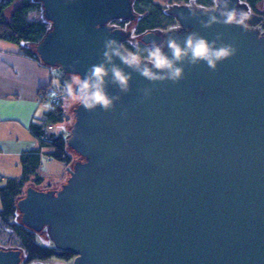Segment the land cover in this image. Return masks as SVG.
<instances>
[{
    "label": "water",
    "instance_id": "water-1",
    "mask_svg": "<svg viewBox=\"0 0 264 264\" xmlns=\"http://www.w3.org/2000/svg\"><path fill=\"white\" fill-rule=\"evenodd\" d=\"M34 1L50 24L35 53L63 75L98 63L105 37L129 38L107 24L133 20L131 0ZM188 12H169L183 32L140 41L223 33L236 55L216 71L185 66L183 80L157 83L147 98L139 90L152 85L133 73L107 112L78 103L66 144L80 158L58 189L29 186L16 201L21 225L45 231L72 264H264V36L250 29L262 18L205 29L180 19ZM19 263V251L0 250V264Z\"/></svg>",
    "mask_w": 264,
    "mask_h": 264
},
{
    "label": "trees",
    "instance_id": "trees-1",
    "mask_svg": "<svg viewBox=\"0 0 264 264\" xmlns=\"http://www.w3.org/2000/svg\"><path fill=\"white\" fill-rule=\"evenodd\" d=\"M175 1L189 2V0ZM246 1L253 8L262 0ZM134 3V11L139 16L135 28L136 34L174 24L173 18L167 15L159 4H154L153 0H135ZM195 6L205 9L213 7L212 0H197ZM11 7L12 10L7 17L6 10ZM41 10V4L34 0H0V40L17 45L20 52L39 62L41 61L35 53L34 46L50 29V24L40 18L30 20L28 16ZM261 28L264 29V19ZM138 45L139 53L143 54L144 46L140 43ZM124 48L133 53L138 51L128 43H124ZM59 76L56 84L40 89L39 102L48 105L49 108L42 114L38 123L34 122L29 126L31 135L39 142L38 149L22 154L19 160L22 169L21 176L16 180L7 179L5 185L0 187V220L8 224L20 239L27 262L45 261L52 257L67 261L73 257L68 252L57 254V250L52 247L38 245L35 242L34 232L25 228L21 223L14 222V217L18 213L16 201L24 194V186L30 181L33 186L38 185L43 180L37 172L41 165V156L62 163L66 167L72 163V157L68 152L71 149L66 144L70 129L68 134L64 130L48 131L49 128L53 129L54 125L62 124L67 120L62 104L69 97L65 86L70 82L71 75L60 74ZM49 90L53 93L52 96L47 95ZM55 95L56 98H54Z\"/></svg>",
    "mask_w": 264,
    "mask_h": 264
},
{
    "label": "clouds",
    "instance_id": "clouds-1",
    "mask_svg": "<svg viewBox=\"0 0 264 264\" xmlns=\"http://www.w3.org/2000/svg\"><path fill=\"white\" fill-rule=\"evenodd\" d=\"M196 2L197 0H189L188 16L179 13L180 19L197 18L201 27L207 29L214 24L243 26L250 18V11H237L231 7L232 0H212L213 7L202 13L207 19H199L191 7ZM222 36L223 33H217L209 41L195 31L187 33L183 40L169 35L165 40L149 41L141 54L138 44L132 45L138 50L133 53L109 35L103 40L99 62L88 67L83 76L72 71L65 90L86 111L91 112L98 107L105 112L113 110L115 103L121 100V94L130 92L133 73L152 85L139 90L147 98L155 90L157 83L170 81L177 84L183 80L185 66L191 68L204 62L209 69L216 71L219 62L235 56L238 51L234 43H224ZM117 60L119 64L116 63ZM79 62L76 60L69 67L72 68ZM109 86L117 90L115 94L109 93ZM122 115H126V112Z\"/></svg>",
    "mask_w": 264,
    "mask_h": 264
},
{
    "label": "crops",
    "instance_id": "crops-1",
    "mask_svg": "<svg viewBox=\"0 0 264 264\" xmlns=\"http://www.w3.org/2000/svg\"><path fill=\"white\" fill-rule=\"evenodd\" d=\"M54 75L53 68L24 55L17 45L3 46L0 44L1 158H20L22 154L38 149L39 142L31 135L29 126L34 122L38 123L42 116H37L41 104L39 102L40 89L53 85ZM48 131L54 132L51 128ZM46 159L47 163L53 161ZM58 164L60 168L56 173L57 180L62 183L67 167L62 163L58 162ZM60 184L55 185L56 187L49 186L43 191L58 189Z\"/></svg>",
    "mask_w": 264,
    "mask_h": 264
},
{
    "label": "rangeland",
    "instance_id": "rangeland-1",
    "mask_svg": "<svg viewBox=\"0 0 264 264\" xmlns=\"http://www.w3.org/2000/svg\"><path fill=\"white\" fill-rule=\"evenodd\" d=\"M156 2V0H153ZM161 2V4H159L165 11H168L170 8H172L173 6H177L179 4H177L178 2L175 0H169L168 2L166 0H158ZM12 10L11 8H8L6 10V15L7 17L9 16L10 12ZM28 18L30 20H34L35 18H40V19H44L43 18V9L37 13H32L28 16ZM127 27H129L131 30H133L134 25L132 24H128ZM126 30V29H124ZM123 30V31H124ZM259 33V35H263V30L261 28H259V26L256 29ZM137 38V37H136ZM135 39V38H134ZM0 44H3V46H12L13 44H8L5 43L4 41H0ZM53 68V67H51ZM55 69V68H54ZM55 78H54V84H56L59 81V72L57 71V69H55ZM78 104V102L74 101L70 96L68 97L67 100L64 101V103L62 104L63 110L67 116V120L62 123V124H58V125H54L53 126V131L57 132L59 130V128H62V130H64L65 132H67L68 134V130L71 127V124L73 122V111L72 109L75 108V106ZM48 105L45 104H40V107L37 111V116L40 117L45 111H47L48 109ZM69 154L72 157V162L73 161H77L78 158H80L78 155H76L73 151L68 150ZM20 158H16V157H9V158H1L0 157V187L5 185L7 179H18L21 176L22 173V169H21V165H20ZM46 157L45 156H41V167L38 169V173L40 174L43 180L38 184V185H34L33 183L30 181L27 183L26 186H24V190H26V188H28L29 186H33L36 190L38 191H43L44 189L48 188L49 186L52 187H56L55 185H59L61 182H59L57 180L58 175H56V173H58V168H60V165L58 164V162L56 161H50L49 163H47L46 161ZM72 164V163H71ZM70 164V166H71ZM67 174V172H66ZM65 174V177H66ZM32 180V179H30ZM0 208H1V202H0ZM19 213H16L15 217H14V222L16 224H20V220H19ZM45 232V231H43ZM43 232L40 233H35V242L38 245L44 246V247H51L52 246V242L50 241V239L47 236V233L45 234V236L43 235ZM21 248V244H20V239L18 238V236L13 232V229L6 223L2 222L0 220V249L1 250H7V249H20ZM32 264H72V259H69L67 261H62V260H57L55 257H52L50 259H47L45 261H37V262H33Z\"/></svg>",
    "mask_w": 264,
    "mask_h": 264
},
{
    "label": "flooded vegetation",
    "instance_id": "flooded-vegetation-1",
    "mask_svg": "<svg viewBox=\"0 0 264 264\" xmlns=\"http://www.w3.org/2000/svg\"><path fill=\"white\" fill-rule=\"evenodd\" d=\"M167 2L169 0H166ZM135 0H131V5H132V11H133V14H134V19L133 20H112L110 21L107 25L109 27H111L113 30H120L122 31L123 33H129V38L126 39L125 41H123L121 44L123 45L124 47V43H128L129 45H133V44H142L143 46H145L146 44H143L141 41H140V38L142 35L146 34V33H149V32H152L156 35H159V36H162V37H165L166 34L168 33H179V32H183L184 30L180 27V25L178 24V22L175 20L174 16H172L169 12L172 8L174 7H179V6H186V7H189V2H183V1H177L179 5L177 6H173L172 8H170L168 11H165L167 15L171 16L174 20V24L173 25H170V26H164L162 28H156L155 30H152V31H148L146 33H142V34H136V23H137V20L139 19V16L138 14L135 13L134 11V3ZM154 4H161L160 1L156 0L153 1ZM237 4H238V7L241 6V8H237L238 11H245V12H249L250 11V16H257V17H261L262 20L264 19V16H263V13H264V0H262L261 2L257 3L253 8L249 5V3L246 1V0H237ZM191 7H195L197 9H201V10H209L211 8H208V9H205V8H199L195 5H192ZM262 23V21H261ZM261 23L254 26V27H250V29L252 30H255L257 31V27L259 26V28H261ZM128 24H133L134 27H133V30H131L129 27H127ZM126 29V30H124ZM171 29V31H170ZM262 29V28H261ZM124 30V31H123ZM263 30V33H264V29ZM258 32V31H257ZM137 37V40L134 39ZM23 196V195H22ZM21 196V197H22ZM31 231V230H30ZM43 232V231H41ZM40 233V232H39ZM38 234V233H37ZM52 248H54L53 246V243H52ZM55 249V248H54ZM1 250V249H0ZM7 250H17L20 252V263L19 264H32L33 262H27L26 261V257H25V252L23 251L22 248L20 249H7ZM56 250V249H55ZM59 252H62V251H58L57 250V254H59ZM56 258V257H55ZM57 260H61V259H58L56 258ZM74 259V256L72 257V260ZM63 261V260H62Z\"/></svg>",
    "mask_w": 264,
    "mask_h": 264
},
{
    "label": "built area",
    "instance_id": "built-area-1",
    "mask_svg": "<svg viewBox=\"0 0 264 264\" xmlns=\"http://www.w3.org/2000/svg\"><path fill=\"white\" fill-rule=\"evenodd\" d=\"M53 70L55 71V69L53 68ZM56 72V71H55ZM60 73V72H59ZM61 74V73H60ZM47 95L48 96H52L53 95V93L49 90L48 92H47ZM54 98H56V95L54 96Z\"/></svg>",
    "mask_w": 264,
    "mask_h": 264
}]
</instances>
